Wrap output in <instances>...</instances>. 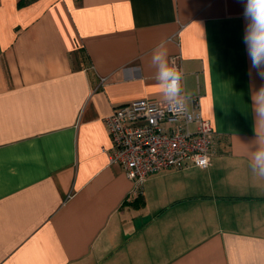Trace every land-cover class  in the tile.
Returning <instances> with one entry per match:
<instances>
[{
  "label": "crops",
  "instance_id": "obj_1",
  "mask_svg": "<svg viewBox=\"0 0 264 264\" xmlns=\"http://www.w3.org/2000/svg\"><path fill=\"white\" fill-rule=\"evenodd\" d=\"M245 0H0V264H264V79L243 36ZM166 41L199 96L210 164L134 190L110 163L105 118L164 99ZM257 132V133H256Z\"/></svg>",
  "mask_w": 264,
  "mask_h": 264
},
{
  "label": "built area",
  "instance_id": "obj_2",
  "mask_svg": "<svg viewBox=\"0 0 264 264\" xmlns=\"http://www.w3.org/2000/svg\"><path fill=\"white\" fill-rule=\"evenodd\" d=\"M169 63L182 72L180 54L172 55ZM105 124L111 141L108 160L123 168L135 191L150 174L210 164L215 134L198 95L187 96L180 107L165 99L134 100L116 107Z\"/></svg>",
  "mask_w": 264,
  "mask_h": 264
},
{
  "label": "clouds",
  "instance_id": "obj_3",
  "mask_svg": "<svg viewBox=\"0 0 264 264\" xmlns=\"http://www.w3.org/2000/svg\"><path fill=\"white\" fill-rule=\"evenodd\" d=\"M243 16L246 21L243 41L251 68L264 79V0H245ZM151 63L156 69V80L164 99L172 106L180 107L187 100L183 73L169 63L166 41H161L153 50ZM252 101L256 122L264 123V86L253 93ZM250 160L253 172L264 177V134L257 133L252 142Z\"/></svg>",
  "mask_w": 264,
  "mask_h": 264
}]
</instances>
